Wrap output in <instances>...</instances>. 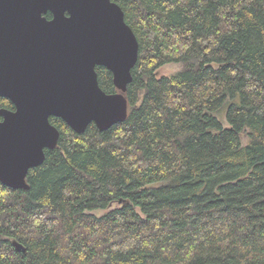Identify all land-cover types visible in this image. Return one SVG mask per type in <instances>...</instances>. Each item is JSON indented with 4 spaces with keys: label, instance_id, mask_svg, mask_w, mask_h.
<instances>
[{
    "label": "trees",
    "instance_id": "trees-1",
    "mask_svg": "<svg viewBox=\"0 0 264 264\" xmlns=\"http://www.w3.org/2000/svg\"><path fill=\"white\" fill-rule=\"evenodd\" d=\"M111 1L138 42L127 117L49 119L28 190L0 184V264H264V0Z\"/></svg>",
    "mask_w": 264,
    "mask_h": 264
},
{
    "label": "water",
    "instance_id": "water-1",
    "mask_svg": "<svg viewBox=\"0 0 264 264\" xmlns=\"http://www.w3.org/2000/svg\"><path fill=\"white\" fill-rule=\"evenodd\" d=\"M137 57L136 37L111 0H0V97L14 107L0 109V184L28 190L29 170L58 143L50 118L76 134L123 122ZM97 67L112 74L115 93L101 90Z\"/></svg>",
    "mask_w": 264,
    "mask_h": 264
},
{
    "label": "rangeland",
    "instance_id": "rangeland-1",
    "mask_svg": "<svg viewBox=\"0 0 264 264\" xmlns=\"http://www.w3.org/2000/svg\"><path fill=\"white\" fill-rule=\"evenodd\" d=\"M180 66L178 64H170L167 66H164L158 71L159 76H170L171 74L177 72L179 70ZM105 213V211H99L96 212L95 214L97 215H102Z\"/></svg>",
    "mask_w": 264,
    "mask_h": 264
}]
</instances>
